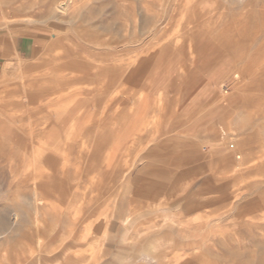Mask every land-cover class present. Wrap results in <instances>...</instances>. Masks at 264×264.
Instances as JSON below:
<instances>
[{
    "label": "rangeland",
    "instance_id": "rangeland-1",
    "mask_svg": "<svg viewBox=\"0 0 264 264\" xmlns=\"http://www.w3.org/2000/svg\"><path fill=\"white\" fill-rule=\"evenodd\" d=\"M0 76V264H264V0H0Z\"/></svg>",
    "mask_w": 264,
    "mask_h": 264
},
{
    "label": "bare ground",
    "instance_id": "bare-ground-1",
    "mask_svg": "<svg viewBox=\"0 0 264 264\" xmlns=\"http://www.w3.org/2000/svg\"><path fill=\"white\" fill-rule=\"evenodd\" d=\"M190 4V3H189ZM192 8V7H191ZM195 9V8H194ZM194 9H192V11L194 10ZM196 9H197V7H196ZM188 12H190V10L188 11ZM196 12V11H195ZM186 13V12H185ZM184 13V14H185ZM199 13V15H200V13L201 12H198ZM209 13V12H208ZM172 15H173V13H172ZM171 14H170V18H169V20L163 25V28L164 29H170V26H171V16H172ZM182 15V14H181ZM189 15H191V14H189ZM193 15V14H192ZM196 16V15H195ZM183 17V16H182ZM181 17V18H182ZM186 17H187V20L186 21H182V19H181V21L183 22V23H181V24H179L178 25V28H179V30L180 29H188V30H192V29H195V28H198L199 27V24L198 23H192L191 21H188V15L187 16H184L183 17V20H184V18L186 19ZM193 17V16H192ZM174 18V17H173ZM172 18V20H174ZM195 19V18H194ZM196 19H197V16H196ZM190 20V19H189ZM156 21H158V20H155V22ZM179 22H180V20H179ZM200 22H202V21H200ZM161 24H162V22H161ZM157 28V25L156 26H153V29H156ZM158 28H159V26H158ZM161 29V28H160ZM173 29H177V28H173ZM201 29V28H200ZM175 33H176V31H175ZM8 65H10V64H8ZM17 70V69H16ZM16 70H15V72H16ZM20 74V73H19ZM5 75H3V77H4ZM23 76V75H22ZM2 76H0V78H1ZM22 78V77H21ZM20 80H22V79H20ZM10 81V80H9ZM5 82V81H4ZM23 82V81H22ZM16 83V82H15ZM14 83V84H15ZM12 84V83H11ZM10 84V85H11ZM2 85V84H1ZM16 85H17V83H16ZM18 85H19V83H18ZM1 87V86H0ZM3 87V86H2ZM13 87H15V86H13ZM22 87H23V84H22ZM25 87V86H24ZM23 87V88H24ZM10 88V87H9ZM17 88V87H16ZM25 89V88H24ZM4 90V89H3ZM3 90H1L0 91V95H1V92L3 91ZM5 90H8V88L7 89H5ZM11 90H14L13 88L11 89ZM15 91H17V90H15ZM3 93V92H2ZM6 93H7V91H6ZM10 93H12L13 94V92H10ZM16 93V92H15ZM20 94V93H19ZM6 95V94H5ZM4 95V96H5ZM17 95H18V93H17ZM3 96V95H2ZM11 96V95H10ZM9 96V97H10ZM9 97H8V99H9ZM1 98V97H0ZM13 98V97H12ZM15 98V97H14ZM13 98V99H14ZM16 98H18V97H16ZM22 98V97H21ZM5 99H7V98H5ZM18 99H20V98H18ZM21 100V99H20ZM2 100H0V102H1ZM13 101V100H12ZM15 101V100H14ZM14 101H13V103H14ZM19 101V100H18ZM4 102H6V100L4 101ZM10 102H11V99H10ZM16 102V101H15ZM20 102H18V104H19ZM16 104H17V102H16ZM23 104V103H22ZM33 196V195H32ZM33 198H31V200H32ZM38 199H37V197H35L34 196V201H37ZM43 200V199H42ZM33 204V203H32ZM37 209V208H36ZM18 217H19V215L16 213V212H14L13 211V213L11 214V212L9 211V210H7L6 208H0V229H3L4 231H6L8 228H10V226L12 225V224H14L17 220H18ZM37 219V218H36ZM35 219V220H36ZM39 223V222H38ZM36 245H38V244H36ZM143 252V251H142ZM157 263V262H156ZM155 263V264H156ZM158 264V263H157Z\"/></svg>",
    "mask_w": 264,
    "mask_h": 264
}]
</instances>
